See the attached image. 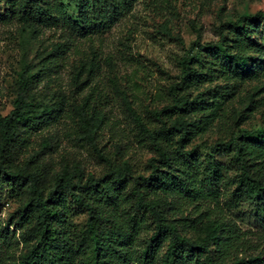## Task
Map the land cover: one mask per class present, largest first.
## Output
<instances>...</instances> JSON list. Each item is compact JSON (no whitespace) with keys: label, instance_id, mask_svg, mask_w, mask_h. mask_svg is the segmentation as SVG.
Returning <instances> with one entry per match:
<instances>
[{"label":"rangeland","instance_id":"1","mask_svg":"<svg viewBox=\"0 0 264 264\" xmlns=\"http://www.w3.org/2000/svg\"><path fill=\"white\" fill-rule=\"evenodd\" d=\"M8 1L0 0V114L13 111L19 79L28 67L26 97L35 105L29 110L30 120L20 127L13 170L38 172L46 191L58 173L76 166L85 175L103 177L109 171L104 159L128 163L135 175H148L149 160L156 154L128 112L124 95L146 121L156 122L152 113L172 103L170 89L180 82L182 61L195 56L210 64L218 60L211 78L189 93L193 98L204 93L209 105L220 101L223 117L188 149L194 150L199 164L207 166L212 159L224 169L223 179L211 189L218 191L214 199L221 205L218 219L232 226L245 243L237 259L260 258L252 264H264V209L244 195L236 196L238 170L232 153L212 150L244 132L253 138L264 133V21L250 23L249 41L256 49L232 64L198 48L217 43L224 24L264 13V0H137L117 13L109 29L96 28L91 34H75L62 23L22 24L11 14ZM52 2L62 4L68 18L83 28L78 0ZM228 71L238 79L224 78ZM2 185L0 264H21L33 228L29 222L16 224L26 193L6 182ZM187 207L174 201L169 217H196ZM86 223L87 214L73 209L63 227L77 240ZM152 233L153 226L145 224L133 245L126 247L132 258L129 264H160L156 258L142 262ZM185 234L197 242L205 237L187 229ZM162 249L165 252V243Z\"/></svg>","mask_w":264,"mask_h":264},{"label":"trees","instance_id":"2","mask_svg":"<svg viewBox=\"0 0 264 264\" xmlns=\"http://www.w3.org/2000/svg\"><path fill=\"white\" fill-rule=\"evenodd\" d=\"M136 1L78 0L83 28L68 18L66 8L59 2H8L11 14L22 24L62 23L64 29L75 34H91L96 28L109 29L117 13ZM260 21H264L263 12L226 23L218 31L217 43L199 44L198 48L230 64L237 58H246L256 49L249 41L250 23ZM181 67L180 82L170 89L172 103L152 113L156 122L146 121L124 95L128 112L156 154L149 160L148 175H135L128 163L119 165L104 159L109 171L103 177L85 175L76 166L72 171L58 173L49 191L44 189L38 172L15 171L12 167L20 127L30 120L29 110L35 106L26 97L31 67L26 68L19 79L13 111L7 116L0 114V187L6 182L11 188L24 190L26 202L18 211L16 224H33L26 241L30 247L21 264H129L132 258L125 249L133 245L147 223L153 226V233L141 253L143 263L155 258L160 264H181L184 260L189 264H252L260 260L237 259L245 251V243L232 226L217 217L221 205L219 199L214 200L218 191L211 188L223 179V167L212 159L207 166L199 164L194 150L188 149L194 139L209 132L223 117L220 101L209 105L203 100L204 93L195 98L189 93L200 90V85L211 78L213 68L219 67V61L210 64L195 56L184 59ZM228 72L224 78L238 79L239 75ZM212 150L232 153L238 170L236 196L244 195L264 209V133L253 138L252 133L244 132L229 142L217 143ZM174 201L192 207L196 217H169ZM210 201L215 203L213 208L204 206ZM73 209L87 214L86 228L76 236L77 240L68 237L63 227ZM185 229L203 232L205 237L197 242L185 234ZM164 243L166 250L161 253Z\"/></svg>","mask_w":264,"mask_h":264}]
</instances>
